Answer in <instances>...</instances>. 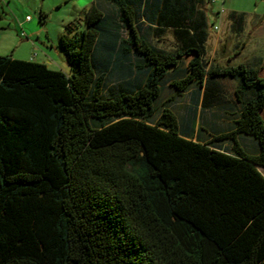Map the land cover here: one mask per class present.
<instances>
[{"label": "trees", "instance_id": "1", "mask_svg": "<svg viewBox=\"0 0 264 264\" xmlns=\"http://www.w3.org/2000/svg\"><path fill=\"white\" fill-rule=\"evenodd\" d=\"M210 3L95 0L61 37L70 73L0 56V264H264V77L209 65ZM202 92L232 119L210 140Z\"/></svg>", "mask_w": 264, "mask_h": 264}, {"label": "rangeland", "instance_id": "2", "mask_svg": "<svg viewBox=\"0 0 264 264\" xmlns=\"http://www.w3.org/2000/svg\"><path fill=\"white\" fill-rule=\"evenodd\" d=\"M90 4L91 0H0V56H12L15 59L25 61L46 62L48 67L53 70L69 73L70 68L65 56L61 52L62 50H57V46L58 43L60 44L61 34H65L68 24L74 26L78 32L85 28L86 11ZM230 10L244 12L251 19L256 15L261 17L264 16V0H218L216 3L211 2L206 5L209 17V40L207 44L209 64L225 67L229 62L228 58L235 52L231 50L233 44L235 42L238 44L237 52L241 45L238 40L241 39L243 42L249 40V36L246 34L240 37L235 36L231 29H228L229 35L225 34L227 22L218 19V17L220 13L223 15ZM41 11L45 14V22L43 23H40ZM26 16L33 18V21L38 23L43 31L40 37L33 38L34 42L25 40L19 31V23L26 20ZM215 25L218 27L217 29L214 28ZM221 37L225 41L218 43ZM155 43L160 48L167 50L174 49L176 46L172 31H168L160 42L155 39ZM43 54H51L55 62L47 59ZM237 64L238 61H236ZM225 85L227 95L231 98L235 82L225 80ZM173 98H176L175 89L167 85L159 101V108L161 109L164 104H168L176 116L182 119L187 114L189 95L177 97L174 101ZM259 170L264 175V169L260 167Z\"/></svg>", "mask_w": 264, "mask_h": 264}, {"label": "crops", "instance_id": "3", "mask_svg": "<svg viewBox=\"0 0 264 264\" xmlns=\"http://www.w3.org/2000/svg\"><path fill=\"white\" fill-rule=\"evenodd\" d=\"M94 1L95 0H91V4ZM232 12H237V11H235V10L231 11L230 10V11H228V13H223V15H222V13H220V16L218 17V19H221L222 21L226 20V22H227V28H226L227 30L225 31V34L229 35L228 29H231L235 36L238 35L240 37L241 35L246 34L249 36V40H248V42H243V40H241V39L238 40V43H240L241 45H240V49H237V52H236V47H238V44H236V42L233 44V47L231 48V50L235 51V52L228 58L229 62L227 65H236V61H238V64L243 62V63L249 64L255 68H258L260 70V75L264 77V16L258 17L260 15H256V17L251 19L250 17H247V14L245 13L246 14V23L244 26V30L241 33H235L233 30V21L230 18V15ZM237 13H240V12H237ZM241 13H244V12H241ZM26 17H28V16H26ZM40 23H42V22L40 21ZM19 31L21 32V35H22V37H24L25 40H28V41L30 40L33 42H34L33 38L34 37H40L41 33L43 32L40 25L38 23L36 24L33 21V18H31V20H27V19L23 20L21 23H19ZM63 34H61V37ZM224 41H225V39H223L221 37L218 40V43L224 42ZM57 50L58 51L61 50L59 43L57 46ZM207 52H208V45H207ZM43 55H45L47 59H51L52 62L53 61L55 62V60H53L54 58H52L51 54H43ZM236 56H238V57H236ZM65 60L67 62L66 56H65ZM31 61L35 62L36 60H31ZM39 63H42V62H39ZM43 63L47 64L46 62H43ZM67 65H68V63H67ZM209 65H211V64H209ZM215 65H217V64H215ZM68 67H69V65H68ZM225 80H227V79H225ZM225 80H223L222 83L224 85V93H227V90H226L227 87L225 85ZM233 82H235V85H234V89H235V87L237 86V81H233ZM234 89L232 91V94L234 92ZM203 94H204V92H202L201 101H200L199 106H198L199 116L202 115L203 125H205V128L208 131V133L204 134V137L206 138V140H210L211 135H212V134H210V132L215 133L216 130L225 129L229 124H231L232 119L228 115H226V113L223 111V106H221V104H219L218 102H211V103L204 104ZM189 105H191L190 99H189L188 106ZM262 116L264 118V111L262 112ZM200 121H201V119H198L197 127H198V124L200 123ZM216 134H218V133H216ZM219 144L221 145L220 147L224 151L232 152V149H231L232 144L230 143V141L225 140ZM228 144H229V147H227ZM243 146L247 150L250 149L253 152L256 151L255 142L248 137H247V139H245V144L243 143Z\"/></svg>", "mask_w": 264, "mask_h": 264}, {"label": "built area", "instance_id": "4", "mask_svg": "<svg viewBox=\"0 0 264 264\" xmlns=\"http://www.w3.org/2000/svg\"><path fill=\"white\" fill-rule=\"evenodd\" d=\"M217 1H218V0H211V2H212V3H216ZM27 20H31V17H30V16H28V17H27ZM214 28H215V29H217L218 27H217V26H215Z\"/></svg>", "mask_w": 264, "mask_h": 264}]
</instances>
